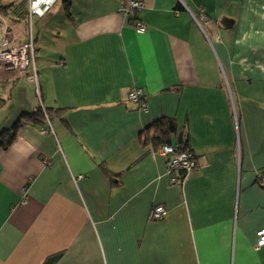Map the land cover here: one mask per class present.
Wrapping results in <instances>:
<instances>
[{
	"label": "crops",
	"instance_id": "0c3cea01",
	"mask_svg": "<svg viewBox=\"0 0 264 264\" xmlns=\"http://www.w3.org/2000/svg\"><path fill=\"white\" fill-rule=\"evenodd\" d=\"M128 1L58 0L32 17L29 0H1L19 40L36 42L40 97L26 73L0 72V142L40 105L53 131L23 119L0 145V264H264V0L120 13ZM158 120L200 165L176 184Z\"/></svg>",
	"mask_w": 264,
	"mask_h": 264
},
{
	"label": "built area",
	"instance_id": "2783aa9c",
	"mask_svg": "<svg viewBox=\"0 0 264 264\" xmlns=\"http://www.w3.org/2000/svg\"><path fill=\"white\" fill-rule=\"evenodd\" d=\"M58 0H29V12L30 16H43L56 4ZM145 7L144 0H129L123 3L119 7V12L122 14L133 13ZM200 23H208V17L200 11L199 14ZM134 27L137 32H145L147 30V24L140 19H136ZM9 37L11 39L9 40ZM36 42L32 36L27 40H19V29L12 27L5 17L0 13V72L8 75L9 77H15L19 73H26L30 81L36 84V91L40 97L39 88V72L36 64ZM128 97L131 100L141 101L140 109L148 110V104L145 101V92L141 87H133ZM53 131L51 117L46 114V122L42 127V132ZM178 145L174 144H162L155 151L167 157V174L170 177V182L176 184L180 182L178 173L185 171L186 174H191L200 168L197 156L195 153L188 149L179 152ZM83 176L80 175L79 178ZM259 179L264 184V173H259ZM168 210L163 204H154L150 208L149 218L150 220L159 221L162 220ZM255 246L260 248L264 246V228L257 230V241Z\"/></svg>",
	"mask_w": 264,
	"mask_h": 264
},
{
	"label": "trees",
	"instance_id": "16d2710c",
	"mask_svg": "<svg viewBox=\"0 0 264 264\" xmlns=\"http://www.w3.org/2000/svg\"><path fill=\"white\" fill-rule=\"evenodd\" d=\"M5 9H6V6L2 5L1 0H0V10H5ZM2 102H3V100L0 97V103H2ZM52 113H53L52 109H48V108H45L44 106L40 105L33 111V113L23 114V117L20 120H18L11 128L5 129L1 132L0 145L4 148H7L12 143V141L15 139V137L18 133L19 128L22 125L23 119L45 123L46 122V114L50 117H53ZM161 125H164L163 127H166V130L162 129ZM151 127H156L158 129V132H159V135L157 138L160 139V142L158 143V145L156 147H159L162 144H174V145H178L179 152H182V151L189 149V147H187V145H186V140L181 138L180 142L175 144V143H172V141L167 138L168 134H171V132L176 130L175 125L173 123H170L169 121L158 120V121L154 122L151 125Z\"/></svg>",
	"mask_w": 264,
	"mask_h": 264
},
{
	"label": "rangeland",
	"instance_id": "374dc122",
	"mask_svg": "<svg viewBox=\"0 0 264 264\" xmlns=\"http://www.w3.org/2000/svg\"><path fill=\"white\" fill-rule=\"evenodd\" d=\"M0 11H1L3 14H5V13H4V10H0ZM1 12H0V13H1ZM2 13H1V14H2ZM29 33H30L29 30H28V31H25L24 28H21V34H20V35H21L22 37L27 36V34H29Z\"/></svg>",
	"mask_w": 264,
	"mask_h": 264
},
{
	"label": "water",
	"instance_id": "95a60500",
	"mask_svg": "<svg viewBox=\"0 0 264 264\" xmlns=\"http://www.w3.org/2000/svg\"><path fill=\"white\" fill-rule=\"evenodd\" d=\"M11 39V37H9V40Z\"/></svg>",
	"mask_w": 264,
	"mask_h": 264
}]
</instances>
